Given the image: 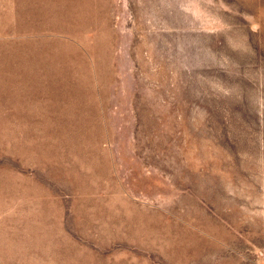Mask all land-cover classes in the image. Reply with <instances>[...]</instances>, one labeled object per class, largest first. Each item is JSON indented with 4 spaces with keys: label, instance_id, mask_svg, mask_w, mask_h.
Listing matches in <instances>:
<instances>
[{
    "label": "rangeland",
    "instance_id": "obj_1",
    "mask_svg": "<svg viewBox=\"0 0 264 264\" xmlns=\"http://www.w3.org/2000/svg\"><path fill=\"white\" fill-rule=\"evenodd\" d=\"M0 264H264V0H0Z\"/></svg>",
    "mask_w": 264,
    "mask_h": 264
}]
</instances>
